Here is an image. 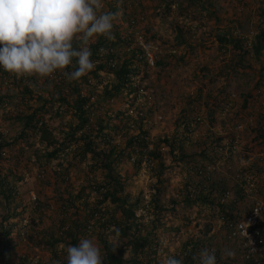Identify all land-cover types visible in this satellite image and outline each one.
Segmentation results:
<instances>
[{
  "label": "rangeland",
  "instance_id": "1",
  "mask_svg": "<svg viewBox=\"0 0 264 264\" xmlns=\"http://www.w3.org/2000/svg\"><path fill=\"white\" fill-rule=\"evenodd\" d=\"M173 1L168 8V0H118V16L114 23H118L123 32L133 33V44H137V40L142 38L146 44L157 46L156 59L160 57L165 63L155 66L154 62L149 66V78L141 83L146 98L139 96L133 100L124 91L111 100L103 99L101 87L111 79L104 74L99 78L88 74L89 82L96 83L94 88L92 85H84L81 79L68 83L59 73L54 79L33 77L30 80L28 77H22L23 83L17 84L11 82V77L2 75L0 68V94L6 92L8 96L10 95L5 96L4 101L0 103V134L11 143L2 149L4 156L0 157V170L2 173L11 171L16 176L20 175V178L17 177L15 180L19 184L18 198L21 205L25 206L23 213L10 218L17 224L11 232L13 242L16 244L14 247L16 254L28 250L31 251V255L44 261L51 257L49 249L34 246L29 238L34 240L36 230L47 226L57 230L60 218L57 207L62 202L60 197L63 196L61 192L64 187H68L66 189L72 194L82 189L81 201L96 200L97 194L88 180L100 179L101 172L94 170V173H90L89 160L77 162L71 159V152L77 141L72 139L69 147L65 146V132L68 131L69 124L77 122L72 108L73 97L68 96V101L65 102L57 99L60 89L68 92L77 82H80L81 92L90 94L93 101V112L89 117V122L93 125L94 119L104 115L106 111L113 116L116 110L121 108L129 110L136 107L139 110L140 107L145 113L149 108L152 109V113H147L148 117L144 121V127L149 129L148 149L157 143L160 144L167 164V168L163 170L166 183L161 198L164 210L159 214L161 220L157 228L160 243L157 255L160 261L174 252L188 233L197 230L195 226L197 223L200 227L204 223H209L210 233H214L217 243L226 239L228 245L224 250L230 249L234 252L236 245L242 246L239 239L228 237V229L216 212L197 205L186 206L181 203L172 205L170 199L179 194L187 170L184 163L175 160L172 162L169 144L160 142V139L167 135L170 143L173 138L170 135L181 131V126L176 125V122L183 114L186 97H194L200 92L199 102L194 103L195 114L190 122L192 128L190 138L193 141H200L208 132L214 131L221 137L219 144L223 145L218 148L212 146L214 150L213 154L210 153L213 156L212 161L209 159L203 161L205 172L212 177L229 179L231 188L237 182V177L242 180L241 185L245 188L247 197L237 206L243 216L254 205L260 206V212L263 210L264 163L250 166L248 161L255 158L264 161V142L248 144L247 147L245 143L248 139L243 136L255 126L254 118L264 110V86L260 89L255 88V83L261 75L260 67H264V47L259 56L252 49L255 43L254 35L260 29H264V0H193L190 3L186 0ZM145 30L149 33L144 34ZM179 30L183 35L177 38ZM231 31L234 35L246 36L248 39L247 45L251 50L243 60L238 56V52L230 51V45L226 47L228 50L225 54L224 50L219 48L223 45L217 40L218 35ZM158 35L161 39H158ZM181 39L185 40L186 44L178 42ZM158 76L160 80L155 83ZM45 79L50 84H44ZM23 84L29 85L35 94H42L47 101L39 100L36 96L28 98V94L23 95L21 92ZM41 84L46 86L45 89H40ZM52 85L60 89H54ZM247 94H252L253 99L248 102L247 109L243 110V99ZM27 104L40 108L39 113L50 126L51 137L58 139L59 142L64 141V146L61 144L62 149H59L57 155L49 162L45 161L44 156L51 147L41 142L38 134L30 133L26 140L17 138L21 124L12 117L17 110L25 109ZM208 106L216 110L214 112L216 120L213 123L208 120ZM220 106L223 107L221 111L216 108ZM7 114L9 116H6ZM113 122L105 124L108 127L107 132L114 136ZM114 140L122 142L121 134H115ZM97 143L99 146L103 145L99 138ZM187 147H190L188 149L190 152L196 150L190 144H187ZM245 156H248V159ZM146 157V154H133L130 160L120 164V172L127 174L126 186L131 194L136 195L144 191L145 200L155 183L153 167L156 164L153 161L151 167L145 165ZM135 158H141L138 169L133 165ZM69 162L71 164L68 166ZM63 177L69 179L64 183ZM229 196L233 194L229 193ZM3 201L5 202L4 199H0V218L6 214ZM40 203L43 208H40ZM144 203L146 204V201ZM248 206L250 210L245 213ZM260 212L259 223L264 217L263 212ZM258 230L259 249L254 257L264 264V244H261L264 239H261L259 225ZM3 235L4 232L0 229V237ZM92 239L100 247L95 236H92ZM10 264H15L14 260Z\"/></svg>",
  "mask_w": 264,
  "mask_h": 264
},
{
  "label": "trees",
  "instance_id": "2",
  "mask_svg": "<svg viewBox=\"0 0 264 264\" xmlns=\"http://www.w3.org/2000/svg\"><path fill=\"white\" fill-rule=\"evenodd\" d=\"M186 1L190 3L193 0ZM168 2V8H170L174 1L168 0ZM104 4L105 11L117 13L119 10L118 0H104ZM128 24H130L129 21ZM119 26L118 23H114V40L109 41L100 36L91 45L93 53L91 59L95 62L96 67L88 74L96 78H99L101 74L111 77L101 87V94L105 100L116 98L124 91L133 100L138 99L139 96L146 98L145 94L139 93V89L143 88L141 83L149 78V65L144 56V51L137 44H133V33H125ZM148 33L149 31L145 30L144 34ZM180 35H183V33L179 30L177 38ZM157 37L161 39L159 35ZM254 39L255 43L252 45V49L259 56L264 47V29H260L254 35ZM217 40L223 45L219 48L224 50V54L228 50L226 47L230 45V51L233 53L238 52L237 54L242 60L251 50L247 45L248 39L246 36L234 35L232 31L219 34ZM178 42L186 44L183 39ZM120 48H123V50ZM164 64L160 57L155 61V66ZM259 72L261 75L255 83L256 89L264 86L263 66L260 67ZM1 73L4 76L11 77L12 83H23L24 78H16L13 74L4 71L3 68ZM88 74L83 76L81 80L84 85H92L94 88L96 83L89 82ZM31 78L33 79V77H28L30 80ZM159 80L160 77L158 76L154 82L158 83ZM44 84L48 85L50 82L45 79ZM44 84L40 85V89H45ZM52 86L54 88V85ZM22 88L21 92L23 95L28 94V98L36 96L39 100L47 101L42 94H35L29 88V85L23 84ZM70 95L73 97L72 108L77 122L68 126V131L64 135L65 146L69 147L72 139L77 141L72 149L71 159L77 160V162L89 160L88 169L90 173H94V170L101 172L102 177L100 179L88 180L89 185L91 184L97 194L96 200L95 202L81 201L82 189L78 190L76 194H72L71 191L66 189L68 187H64L65 189L61 192L63 196L60 197L62 202L57 207L60 215L57 230L47 226L36 230V240L29 238L34 246L49 249L51 257L44 261L31 255V251L28 250L16 254L14 252L16 244L13 242L14 237H11V232L17 224L10 218L23 213L25 209L18 198L19 184L15 180L17 177L20 178V175L17 174L18 176H16L11 171L2 173L0 170V199L5 200L3 206L6 209V214L4 213L3 218H0V229L4 232V235L0 237V264H10L13 260L15 264H66L64 259L66 253L63 249L69 244H78L81 237L92 239V236H95L100 245L101 254L105 258L103 264H160V258L157 255L160 248L157 228L161 220L159 214L164 210L161 198L164 194L163 186L166 183L163 170L167 168V164L160 144L157 143L153 148L148 149L150 143L149 129L144 127V121L148 117L147 113H152V109L149 108L148 112L145 113L142 108L138 107L142 111L141 115L138 113L132 115L128 112V109L122 108L116 110L113 116L107 114L106 111L104 115H99L94 119L95 124L93 125L89 122L90 114L93 112V101H91L90 94L81 92L80 82H77L68 92L60 89L57 99L65 102L68 101ZM5 96H8L6 92L0 94V103L4 101ZM200 96L199 92L194 97H186L185 107L182 110L183 114L176 122V125L178 124L182 129L179 133L176 132L170 135L173 136L171 142L169 143L167 135L160 139V142L169 144V153L173 157L172 162L175 160L184 163L187 170L179 194L177 197H171L170 201L172 205L181 203L186 206L207 207L221 216L225 227L228 229L230 223L243 217L244 214L242 215L239 212L237 205L246 199L247 193L241 185L242 180L240 181L237 175V182L231 188L229 179L212 177L205 172L203 161L205 159L212 161L213 156L210 154L214 153L212 146L218 148L221 145L219 144L221 137L214 131H210L200 141H193L190 138L192 130L190 122L195 114L194 103L199 102ZM252 99V94L245 96L242 105L243 110L247 109V104ZM216 108L221 111L223 107ZM215 111L208 106V120L211 123L216 120ZM39 112L40 108L27 104L25 109L17 110L12 118L21 124L17 138L26 140L30 133L38 134L40 141L51 147L44 156L45 161L49 162L51 158L57 155L58 150L62 149L61 144L64 146V141L59 142L58 139L51 137L50 126L46 124ZM248 113L250 114L251 111ZM190 115L192 117H189ZM110 121H114L112 124L114 136L120 133L122 142H116L113 134L107 132L106 128L108 127L105 123ZM254 121L255 126L251 127L248 133L243 136L246 140L248 139L245 143L247 147L248 144L264 142V110L254 118ZM177 136H180V138ZM98 138L103 145L99 146L97 143ZM192 142L195 144H192ZM10 144L0 134V157L1 155L4 156L1 153L4 146ZM187 144L195 147L196 150L190 152L188 150L190 147H187ZM137 153L146 154L152 162H156L153 167L155 183L148 194L147 200H145L146 194L144 191L136 195L131 194L126 186L127 174L120 172V164L130 160L133 154L137 155ZM245 158L248 159V156H245ZM248 162L250 166L264 163L260 158ZM134 163V168L138 169L141 158H135ZM70 164L69 162L68 166ZM55 172L58 173L57 170ZM66 179L69 178L63 177L62 181L65 183ZM229 193L233 196H229ZM144 201H146V204ZM250 206L252 207V205ZM250 206L246 208L245 213L250 210ZM41 207L43 208L42 203H40ZM9 209L12 211L10 212ZM262 212L264 215V207L260 213ZM195 226L197 230L188 233L180 241L176 250L168 256L182 257L184 264H197L193 260V256L198 255L201 249L207 248L215 250L217 264H262L260 260L251 257L244 258L242 246L240 245H236L234 259L225 256L224 248L227 247L228 241L225 239L221 243H217L214 233H210L211 225L209 223H204L201 227L197 223ZM259 229L261 239H264V217L260 220ZM109 240L118 244L115 251H112L114 245L110 244ZM261 244L263 245L264 242Z\"/></svg>",
  "mask_w": 264,
  "mask_h": 264
},
{
  "label": "clouds",
  "instance_id": "3",
  "mask_svg": "<svg viewBox=\"0 0 264 264\" xmlns=\"http://www.w3.org/2000/svg\"><path fill=\"white\" fill-rule=\"evenodd\" d=\"M104 9V0H0V68L16 78H55L59 73L68 83L79 81L96 67L91 45L100 36L115 39L118 14ZM109 243L115 251L118 244ZM63 251L66 264H103L105 259L91 238L81 237ZM224 255L235 258L230 249ZM193 260L217 264L214 249H201ZM160 264L184 261L171 255Z\"/></svg>",
  "mask_w": 264,
  "mask_h": 264
},
{
  "label": "built area",
  "instance_id": "4",
  "mask_svg": "<svg viewBox=\"0 0 264 264\" xmlns=\"http://www.w3.org/2000/svg\"><path fill=\"white\" fill-rule=\"evenodd\" d=\"M137 45L143 49L144 56L147 60L149 66H152L156 59V49L157 46L151 44H146L142 38L137 40ZM54 79V78H53ZM139 93H144V88L139 89ZM128 112L132 115L142 114L141 110H137L136 107L129 108ZM160 118V116H159ZM199 119V117H198ZM149 147V146H148ZM4 154V152H2ZM145 165H153V162L146 157L144 160ZM260 212V206L254 205L251 210L243 216L241 219L230 223L228 226V237L231 239H239L242 245L244 258H254V254L259 249V230H258V214ZM250 239L253 243H250ZM255 249V250H254Z\"/></svg>",
  "mask_w": 264,
  "mask_h": 264
}]
</instances>
